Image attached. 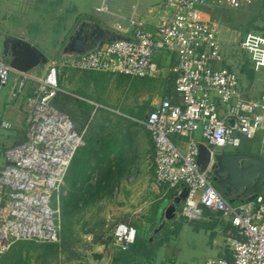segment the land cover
<instances>
[{
	"label": "built area",
	"instance_id": "2783aa9c",
	"mask_svg": "<svg viewBox=\"0 0 264 264\" xmlns=\"http://www.w3.org/2000/svg\"><path fill=\"white\" fill-rule=\"evenodd\" d=\"M99 1L93 15L126 40L107 42L80 56H61L39 79L15 72L0 56V89L8 88L10 101L24 97L27 126V140L5 150L6 163L0 169V254L21 241L63 243L62 189L74 156L86 142L85 133L54 105L58 93L65 92L61 67L144 79L170 65L174 94L163 97L142 122L154 143L156 181L173 196L188 190L178 217H199L201 204L237 230L228 239L230 258H210L205 264H264V193L252 202L232 203L209 170L202 171L198 164L201 142L213 151H236L244 139L264 134V95L255 97L257 89L247 90L236 72L224 68V49L231 43L222 40L214 23L199 17L203 9L247 10L256 0H163L169 17L157 25L145 21L135 0ZM236 44L256 72L264 70L263 34L249 33ZM32 82L34 92L25 95ZM177 137L186 139V149ZM137 234L134 226L119 223L113 243L128 250Z\"/></svg>",
	"mask_w": 264,
	"mask_h": 264
},
{
	"label": "crops",
	"instance_id": "0c3cea01",
	"mask_svg": "<svg viewBox=\"0 0 264 264\" xmlns=\"http://www.w3.org/2000/svg\"><path fill=\"white\" fill-rule=\"evenodd\" d=\"M135 1L142 9L145 21L150 25H157L162 22L163 18L169 17L168 9L161 10V7L164 6L162 3L163 0ZM98 5L99 3L96 6ZM13 6H18L13 10H16V12L22 16L21 18H24V21L30 18V15H28L30 10L28 11L24 8L25 11L28 12H22L19 0H14ZM95 7L93 8L92 16ZM260 10L264 12V0H256L253 6L247 10L234 11L226 8H218L215 10L203 9L199 12V17L201 19L214 23L222 40L231 43V45H228L224 49V56L226 59L223 65L224 68L232 70L237 74V71L241 72L238 70V67L241 68V70H246L243 68V64L238 67H234L233 65V61L238 58L232 59V57L237 55L236 50L239 45L236 44L238 42H235L232 33L239 32L238 28L241 27L239 21H237L235 17L240 18L245 15L256 14L261 12ZM76 16L77 14L75 17ZM0 32H6L16 37L25 38L38 48H41L31 34L22 32L19 29L16 31L18 34L9 33V31L2 28H0ZM249 33H260L264 35L263 30H255L254 27H247L244 31V35H242L241 39L238 41H242ZM1 55L2 51L0 46V56ZM49 58L52 61V58L54 57L49 56ZM47 69L48 65L37 68L30 73L36 79H39L47 73ZM252 69L249 68V70ZM249 70L247 69L245 72H248ZM263 72L264 70L256 72L253 69V74L255 75ZM35 88L36 83L32 82L28 86L25 95L32 94ZM252 89L255 90V87ZM8 91V88L0 89V127L1 129L13 128V132L6 134L7 137L10 136V139H8L3 146L9 143V145L12 146L22 141V134H18V130L23 127V122L26 118L24 97L18 101H10ZM167 92L168 91L164 92L163 97L167 96ZM261 95H264V91L258 92V94H255V97ZM252 96L254 97V94H252ZM90 103L95 108L94 112H97L103 107L94 101H90ZM95 104H99L101 107L96 108ZM157 104L152 107V110L155 109ZM146 116L130 126L126 140H123V138L116 140L115 138L99 137L88 138L85 140V146L77 151L65 178V185L62 189L60 198L61 218L64 211V213L67 212V216L77 215L76 211L77 208H79L81 209V212L82 210H85L84 213H87L85 216V223L87 225L93 224V226H98L99 224L107 226L126 223L134 227L137 225L139 228H144V226H150V224H152L153 218H155V224L159 225L156 223L158 207L163 200L170 198L174 194L173 192L166 193L163 186L156 181L154 168V143L150 132L142 124ZM6 125H9V127H6ZM14 136H20V139L16 140L13 138ZM196 137L200 142L202 141L199 133L196 134ZM255 139H244L241 150L264 159V146L262 144L264 134L259 133ZM175 140L182 149L187 148L186 139L184 137H177ZM100 146L106 151H100ZM1 150L2 149H0V152ZM5 163V156L3 153H0V169L5 166ZM83 214H80L79 216L81 217ZM175 218L179 219L177 215ZM98 219L100 222L96 224V220ZM169 221L171 220L163 218L162 225L166 223L163 226V229L169 227ZM78 222L82 223L84 221L80 220ZM75 223H77V221H75L74 224ZM171 223H173V221ZM195 223L201 225L193 228L194 230L192 232L195 234L207 236L208 234H206V230H212L209 237L213 238V242H208L210 238L207 236L208 240L205 243V250H203V252L206 251L208 254L203 255L205 257L201 262L198 257L191 256L190 259L184 261L182 255L179 253L176 255L174 252H166L169 247H177L182 240L184 243L186 242L184 237L187 235V232L185 231L187 228L190 229L192 225L190 223H185L181 229L182 233L179 232L174 238L169 239V241L163 246H159V243L161 242L160 240V242H155L150 237L140 236L143 240L148 241V244H150V247L152 248L150 252L147 251L146 254L132 255L129 260H126L124 256L122 257L120 255L121 251L114 245L113 254L110 258L109 264H149L150 261L155 264H205L210 258H230L228 239L237 235V230L231 225V223L217 217L214 219L208 217L205 221L199 220ZM93 231L90 233H101L98 232V229L97 231ZM219 236L223 237V243H221V245H219L220 243L217 244ZM109 237L108 231L102 232L97 237L92 235L93 243L90 248L89 264H98V261L101 259L102 254L107 250L108 246L102 242L110 239ZM111 241L113 242V239ZM173 245L174 247H172ZM157 254L163 255L161 259L163 258L164 261L166 260L165 263L156 259ZM97 256L100 257L98 258Z\"/></svg>",
	"mask_w": 264,
	"mask_h": 264
},
{
	"label": "rangeland",
	"instance_id": "374dc122",
	"mask_svg": "<svg viewBox=\"0 0 264 264\" xmlns=\"http://www.w3.org/2000/svg\"><path fill=\"white\" fill-rule=\"evenodd\" d=\"M19 3L21 4L22 12L27 13L30 10L28 12L30 18L24 21V18H21L22 16L16 10H13L18 7L13 6L14 0H0V28L6 29L9 33L18 34L16 31L19 29L22 32L31 34L39 47H41L39 49L48 57H54L52 61H60L64 44L75 27L77 20L84 15L92 16L93 8L100 1L19 0ZM24 8L28 11H25ZM76 14L77 16L75 17ZM235 18L241 26L238 28L239 32L232 33L235 42H239L238 40L244 35L247 27H254L255 30L264 31L263 11ZM236 51L237 55L232 57V59L238 58L233 61L234 67L243 64L245 66L243 68L246 70L252 69L249 57L238 46ZM169 67L171 66H165L154 77L144 79H132L118 74L104 75V73L99 72L84 73L61 67V73L63 74L62 88L66 92L60 94L57 98V109L70 117L76 130L85 133V140L98 137L115 138L116 140L123 138V140H126L130 126L138 120H142L152 110V107L161 101L164 92L172 89V74L168 70ZM238 70L241 71L237 72L247 90L255 87L259 92L264 91V72L254 74L253 79H250L249 71L245 72L246 70H241L239 67ZM90 101L99 103L103 107L94 112L95 108L91 105ZM12 130L13 128L1 129L0 127V149H2L0 153H3V155L7 148L25 143L27 140L26 118L23 122V127L18 130V134H22V141L12 146L9 143L5 145V148L3 145L10 139V136L7 137L6 134L13 132ZM13 138L17 140L20 139V136H14ZM42 151L45 153L44 147ZM100 151L106 150H103V147L100 146ZM64 212L62 213V252H59L58 248L46 244L21 241L0 254V264H13L20 257H22L23 261L21 264H89L90 248L93 243L92 235L97 237L102 232L108 231L109 238L113 239V231L116 225H99V219L96 220L98 226H93V224L87 225L85 223L87 213H84L85 210L81 212L79 208L76 211L77 215L74 216H67V212ZM80 214L83 215L80 217ZM154 219H152L150 226L139 228L135 225V227L139 236L150 237L155 242L162 240H167L168 242L169 239L174 238L179 232L182 233L183 224L190 223L179 217V219L175 218L169 221V227L163 229L166 223L156 225ZM80 220L84 222L79 223L78 221ZM75 221L77 223L74 224ZM172 221L173 223H171ZM195 222L190 223L192 227L190 229L187 228L185 231L187 232V235L184 237L186 242L184 243L182 240L177 247L173 245L172 247L174 248L169 247L166 252H174L176 255L179 253L182 255L184 261L190 259L191 256L198 257L200 262L202 261L205 257L203 255L208 254V252H203V250H205V243L212 230H206L208 237L195 234L192 232L193 228L201 226ZM97 229L101 233H90L93 230L97 231ZM222 239L223 237L219 236L217 244L220 243L219 245H221L223 243ZM208 242H213V238H210ZM161 257L163 255H156L157 260L165 263L166 260L164 261Z\"/></svg>",
	"mask_w": 264,
	"mask_h": 264
},
{
	"label": "water",
	"instance_id": "95a60500",
	"mask_svg": "<svg viewBox=\"0 0 264 264\" xmlns=\"http://www.w3.org/2000/svg\"><path fill=\"white\" fill-rule=\"evenodd\" d=\"M165 6L161 7V10ZM145 19V18H144ZM127 38L109 28L94 15L81 16L69 34L61 56H80L107 42L126 40ZM2 57L6 58L15 72L30 73L47 66L50 58L29 40L0 32ZM234 126V120L229 121ZM198 164L202 171L209 170L216 187L234 203L237 200L252 202L264 193V159L244 151H213L207 144L198 145ZM184 189L179 196L163 200L157 210L156 223L162 225L163 218L176 217L178 206L187 198ZM114 243L111 241L102 254L98 264H109Z\"/></svg>",
	"mask_w": 264,
	"mask_h": 264
},
{
	"label": "trees",
	"instance_id": "16d2710c",
	"mask_svg": "<svg viewBox=\"0 0 264 264\" xmlns=\"http://www.w3.org/2000/svg\"><path fill=\"white\" fill-rule=\"evenodd\" d=\"M250 60V59H249ZM245 67V66H243ZM253 67V66H252ZM251 67V68H252ZM65 68V67H64ZM84 73H98V72H84ZM249 78L250 79H253V69L252 70H249ZM110 73H104V75H109ZM118 75H122V74H118ZM126 76V75H125ZM126 77H129V76H126ZM62 79H63V74L60 72V84L62 85ZM171 80H172V89L169 90L167 92V96L169 95H172L174 94V81H175V77L172 75L171 76ZM65 92H59L58 95L56 96L55 98V101H54V105L55 107L57 108V98L59 97L60 94H63ZM238 151H243V150H240L238 149ZM237 203H242V201L240 200H237L236 201ZM200 209H201V215L195 219H192L191 221H187V222H194V221H199V220H207V218L209 217L210 219H214V218H221V219H224L226 221L225 218L222 217L221 214L217 213V212H213V211H210L208 209H206L203 205L200 204ZM62 236H63V233H62ZM240 237V236H239ZM112 239H108L107 241H103L102 243L105 244V245H108L109 242H111ZM149 242L146 241V240H143L142 238H140L139 234H137V238H136V241L134 244H132L128 250H125V251H122L120 250V255L126 259V260H129L132 255H137V254H146L147 251L150 252L151 248L150 247V244H148ZM167 243V240H162L160 243H159V246H163ZM48 246H51V247H54V248H58L59 252H62L63 251V243L61 245H54V244H46ZM119 250V249H118ZM98 258L100 256H97ZM23 263L22 261V257L18 258L16 261L13 262V264H21ZM150 263H154L152 261L149 262Z\"/></svg>",
	"mask_w": 264,
	"mask_h": 264
},
{
	"label": "flooded vegetation",
	"instance_id": "af4514ba",
	"mask_svg": "<svg viewBox=\"0 0 264 264\" xmlns=\"http://www.w3.org/2000/svg\"><path fill=\"white\" fill-rule=\"evenodd\" d=\"M240 150H241V148H240Z\"/></svg>",
	"mask_w": 264,
	"mask_h": 264
}]
</instances>
